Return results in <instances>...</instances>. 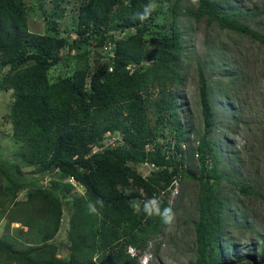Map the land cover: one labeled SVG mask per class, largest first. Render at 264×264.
Here are the masks:
<instances>
[{"label": "trees", "instance_id": "16d2710c", "mask_svg": "<svg viewBox=\"0 0 264 264\" xmlns=\"http://www.w3.org/2000/svg\"><path fill=\"white\" fill-rule=\"evenodd\" d=\"M166 1L172 2L170 33L155 40L153 48L146 47L143 38L148 19L141 22L133 18L148 0L126 3L125 0H88L81 4L78 27L84 39L94 40L93 34L109 19L113 8L124 3L127 25L134 26L136 34L130 40L131 45L120 41L117 49L112 50L113 57H109L112 66L101 77H93L87 84L85 75L79 72L72 79L48 84L46 72L57 63L58 52L67 46V41L58 40L51 45L50 38L29 33L22 0H0L2 57L13 70L27 61L34 62L18 70L12 78L16 102L11 121L14 136L22 141L15 171L21 173L23 166H43L59 171L61 178L71 177L86 189L85 200L74 198L73 209L83 210L84 214L80 219L81 229L72 237L71 261L66 264H140L152 236L164 224L159 217L146 215L144 204L135 209L134 200L142 203L155 196L162 207H169V188L173 189L175 181L187 176L185 157L190 147L186 146L175 93L183 81L184 53L177 19L206 18L222 29L247 35L264 45L263 35L238 20L240 13L223 10L212 0H197L194 12L182 11L181 0ZM254 15H264V9ZM44 41L49 42V56L42 50L48 45ZM24 43L32 47L23 50L20 46ZM197 78L202 135L196 149L190 148L200 163V176L195 179L199 183V216L194 225L193 264H223V200L218 185L225 180L236 186L241 195L264 197L218 172L215 142L211 139L215 120L201 66L197 67ZM152 118H155L153 124ZM120 119L126 122V127L116 130L113 124ZM164 125H168V130H164ZM107 132L120 137L117 145L93 153ZM209 160L212 164L208 167ZM144 164L153 165L154 170L147 176L139 171ZM37 170L27 175L28 200L23 202L17 199L12 179L0 168V222L4 219L8 223L25 222L33 244L39 246L34 252L40 254L57 231L60 207L35 180ZM137 190L142 191V198ZM164 190L166 194L160 198ZM46 196L50 204L42 206ZM90 202L97 209L94 213L89 211ZM21 210H29L30 221L17 218ZM31 210H51L50 217L40 213L31 215ZM6 242L0 241V264L17 263L16 257L1 247L13 249ZM129 247L135 250V255L128 253Z\"/></svg>", "mask_w": 264, "mask_h": 264}, {"label": "rangeland", "instance_id": "374dc122", "mask_svg": "<svg viewBox=\"0 0 264 264\" xmlns=\"http://www.w3.org/2000/svg\"><path fill=\"white\" fill-rule=\"evenodd\" d=\"M87 1L22 0L29 33L50 38L51 45L58 40L67 41V46L58 52L57 63L46 72L48 84L72 79L79 72L85 75L88 84L91 78L101 77L112 66L109 58L112 52L104 50L106 43L110 42L113 50L120 41L131 45L136 29L127 25L125 3L113 8L109 19L98 27V33L93 34L94 40L84 39L79 33L78 15L80 5ZM156 3H166L167 7L158 8L147 20L143 38L149 48L154 47L155 40L170 33L173 18L172 2L156 0ZM212 3L223 10L240 13L238 20L241 23L264 36V15H254L264 9V0H212ZM196 6L197 0L180 2L184 12H194ZM177 21L183 34L184 53L181 64L183 81L175 93L186 146L196 149L197 140L202 135L197 78V67L201 66L215 120L211 139L215 142L217 170L264 197V45L247 35L222 29L206 18L196 21L182 16ZM43 43H48L42 50L49 56V42ZM30 47L32 45L28 43L20 46L23 50ZM33 64V61H27L19 65L18 70ZM18 70H13L0 52V168L12 179L17 188V199L23 202L28 200L27 175L38 168L34 173L35 180L59 202L60 210L57 231L40 254L34 252L39 246L33 244L25 222L8 223L6 219L0 222V241L6 240L13 249L1 247L8 249L18 260L9 264H66L71 261L72 237L81 229L80 219L84 214L83 210L73 209L74 198L85 200L86 189L71 177L61 178L59 171L43 169V166H23L21 173L15 171L16 154L22 145V141L14 136L11 121L16 102L12 78ZM113 126L121 130L126 127V122L120 119ZM164 128L168 130L169 127L164 125ZM101 146L99 143L93 148V153L102 152L104 149L99 150ZM190 148L186 152L185 169L187 176L194 179L185 176L178 180L177 194L167 203L176 213V221L167 230L163 225L159 233L152 236L147 250L140 257V264L195 262L194 225L199 216V183L195 179L200 176V163ZM207 163L208 167L212 164L210 160ZM153 170L151 166L139 168L143 176ZM137 191L142 198V191ZM218 191L223 200V264H264V199L253 194L241 195L236 186L225 180L218 185ZM49 196L44 198L42 206L50 204ZM145 201L141 203L135 199L134 208L138 210L139 204ZM31 211V215L40 213L47 218L51 212ZM29 215V210H21L17 218L30 221Z\"/></svg>", "mask_w": 264, "mask_h": 264}, {"label": "clouds", "instance_id": "9594fccd", "mask_svg": "<svg viewBox=\"0 0 264 264\" xmlns=\"http://www.w3.org/2000/svg\"><path fill=\"white\" fill-rule=\"evenodd\" d=\"M161 7L166 8L167 4H158L156 3V0H149L147 4L141 6L142 10L136 12L133 18L143 22L144 20L148 19L154 11ZM96 203L102 204L100 201H97ZM88 207L90 212L94 213L97 211L95 204L92 202L88 204ZM144 212L149 217H159L161 222L165 225L166 230L171 228L176 221V213L173 211V209L170 207H162V202L155 196L145 201Z\"/></svg>", "mask_w": 264, "mask_h": 264}, {"label": "built area", "instance_id": "2783aa9c", "mask_svg": "<svg viewBox=\"0 0 264 264\" xmlns=\"http://www.w3.org/2000/svg\"><path fill=\"white\" fill-rule=\"evenodd\" d=\"M127 0H125V3H126ZM104 50H107L108 52H112L113 53V46L110 42L106 43L105 46H104ZM110 56L113 57V54H111ZM129 69V67H128ZM120 140V137L118 135H113L111 134L110 132H107L104 136V139L102 140L101 142V147L99 150H102V149H105V148H114L117 144H116V141ZM148 147V146H147ZM147 166H151L153 168V165H148V164H144L142 167H147ZM177 181H175L173 183L174 187L173 189L169 188V190L171 191V195L170 197L168 198V200L170 199H174V197L176 196L177 194V188H176V183ZM164 194H166V190L162 191L161 194H160V198H164ZM128 253L130 255H135V250L131 247L128 248ZM140 260V259H139ZM144 264V263H143Z\"/></svg>", "mask_w": 264, "mask_h": 264}]
</instances>
